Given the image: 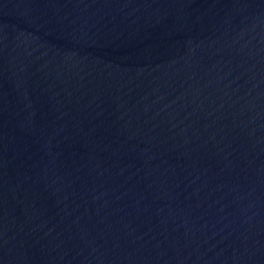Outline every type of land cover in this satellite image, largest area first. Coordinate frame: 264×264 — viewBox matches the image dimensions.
I'll return each mask as SVG.
<instances>
[{
    "label": "water",
    "instance_id": "water-1",
    "mask_svg": "<svg viewBox=\"0 0 264 264\" xmlns=\"http://www.w3.org/2000/svg\"><path fill=\"white\" fill-rule=\"evenodd\" d=\"M0 264H264V0H0Z\"/></svg>",
    "mask_w": 264,
    "mask_h": 264
}]
</instances>
